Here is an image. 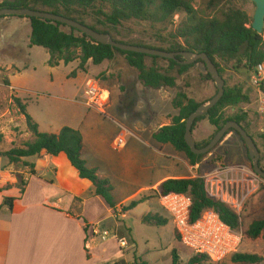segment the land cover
<instances>
[{
	"label": "rangeland",
	"instance_id": "374dc122",
	"mask_svg": "<svg viewBox=\"0 0 264 264\" xmlns=\"http://www.w3.org/2000/svg\"><path fill=\"white\" fill-rule=\"evenodd\" d=\"M208 1H193L199 15L220 17L221 11L235 8L243 11L252 21L255 6L249 0H220L214 10L208 8ZM184 20L185 15L178 14L174 16L172 25L129 21L118 26L112 36L120 41L141 42L147 46L165 48L167 46L164 41L169 40L170 35ZM0 29L3 36V41L0 39V154L21 148L26 142L33 140L26 128L20 105L38 125L40 133L57 134L62 128L69 127L85 130L91 138L96 133L93 138L101 136L94 141L98 143L104 159L101 172L112 174L116 188L123 194L148 186L166 173L181 174V166L172 157L177 155L173 148H161L151 140L148 132L171 123L172 115L177 113L171 105V99L177 92H184L203 103L214 95V83L203 78L207 73L204 65L195 64L181 76L172 72L171 75L176 78V87L173 89L149 90L142 86L137 72L128 67L124 57L119 54L101 65L95 66L88 62L85 71L79 68V60L67 64L61 62L56 67H50L48 52L29 44L31 30L28 20L8 16L0 20ZM76 53L79 54V51ZM146 63L150 65V61ZM159 66L164 67L166 63L159 61ZM221 68L225 87L240 86L250 97V103L226 109L223 114L225 117L239 112L247 114V130L259 150V165L264 170V117L256 109V89L251 86L249 75L236 68L233 63H222ZM89 79L95 80L108 92L109 100L103 108L104 114L83 104V90ZM118 126L127 132H136L139 141L131 137L128 139L130 146L121 151L113 150L112 142ZM232 134L238 137L235 133ZM193 135L196 140L200 138L203 127L200 126L199 132ZM219 143L203 158L201 165L204 168L207 166L210 169L216 162H222L215 156L221 145ZM244 151L248 169L252 170L245 148ZM234 159L235 155L232 157ZM29 164L30 162L23 160L11 164L7 158L0 156V203L4 198L13 196L16 189L18 192L23 189L30 173ZM118 172L124 173L122 179ZM200 175L195 174V178ZM138 196L137 200L145 201L132 209L124 221L131 234L125 226L116 225L118 221L109 223L104 229L109 232V236L116 237L117 245L120 241L126 243L125 247L119 249L122 259L113 264H172L173 249H176V264H188L192 255L177 242L169 215L161 208L156 195L146 191ZM250 201L258 203L257 206L249 209ZM121 210L119 212L123 215ZM147 214L167 218L168 224L163 227L144 225L141 217ZM240 216L243 231L251 220L264 219V188L249 199ZM118 219L115 215V220ZM131 237L136 246L131 243ZM238 252L257 255L262 258L258 264H264L262 239L253 241L244 237ZM200 264L233 263L229 257L218 263L203 260Z\"/></svg>",
	"mask_w": 264,
	"mask_h": 264
},
{
	"label": "trees",
	"instance_id": "16d2710c",
	"mask_svg": "<svg viewBox=\"0 0 264 264\" xmlns=\"http://www.w3.org/2000/svg\"><path fill=\"white\" fill-rule=\"evenodd\" d=\"M193 1L3 0L0 2V9L28 8L54 13L84 24L98 33L109 34L114 41L123 44L166 52L204 53L214 63L220 75L223 74L222 63H233L236 68L244 70L249 75L250 80L257 65L264 63V30L262 34L258 35L251 28V19L240 9L228 8L226 11L220 12V17L201 16L194 8ZM218 1L220 0H209L208 8L214 10ZM178 14H184L185 20L179 23L175 32L170 35L169 40L164 41L167 46L165 48L147 46L141 42L120 41L112 36V32H115L116 28L125 22L137 21L153 25H172L174 16ZM4 18L6 17H2L0 20ZM17 18L25 19L22 17ZM26 20H28L31 30L29 36L30 46L41 47L48 52L50 56L48 65L50 67H56L61 62L67 64L79 60V68L85 71L88 62L95 66L101 65L104 61L113 60L115 55L119 54L124 57L128 67L137 72V78L145 89L160 90L176 87V78L171 75L172 72L175 71L177 76H181L195 64L204 65L202 61H197L191 65H183L180 63L183 61L181 57H177V60L173 61L119 51L109 46L97 44L77 30L60 23L35 18ZM76 51H79V54ZM147 61H150L149 66L146 63ZM159 61L165 62L166 66H159ZM203 78L212 81L208 73ZM261 90L264 92L263 84ZM202 103L189 98L184 92H177L171 100V105L177 112L176 115L171 118L169 125L162 126L152 133L154 141L161 145L173 147L176 152L186 157L191 166L201 164L206 154L194 155L185 144V122L188 116ZM248 103H250V97L242 87H225L220 101L205 115L198 117L192 125L193 131L198 123L207 121L214 128L211 137L203 141L202 144L196 143V146L198 148L206 146L215 133L229 121L238 123L248 133L246 113L239 112L229 117H225L223 114L226 109H235ZM19 107L25 118L26 128L33 136V140L26 142L21 148L11 149L0 154V156L7 158L13 164L26 158L38 156L42 152L52 157L64 154L78 176L92 184L94 195L101 197L109 208L114 209L116 203L114 202L112 185L107 179L98 176L95 169L89 168L83 159L81 133L69 127L62 128L57 134L40 133L38 125L26 113L24 107L20 105ZM230 132L238 136L246 149L243 140L234 130L227 131L224 137ZM248 135L250 134L248 133ZM250 137L253 139L251 135ZM28 166L30 167V174L35 175L34 166L32 164ZM19 193L21 196L23 189ZM170 193L182 194L191 198L190 222L197 220L205 211L213 210L222 223L234 231H242L243 238L253 241L264 240V219L253 220L243 231L239 216L228 205L210 197L206 193L204 183L200 178L166 179L158 186L154 194L158 198ZM15 200L16 198L13 197L4 198L2 204H0V211L5 209L10 212ZM143 201L145 200L131 201L122 211H130ZM141 223L148 226L163 227L168 224V219H162L157 214H147L141 218ZM173 231L177 242L181 244L178 233L175 230ZM131 243L134 245L133 240ZM175 250L173 249L171 253L172 264L177 262ZM188 253L192 255L188 260V264H200L203 260L208 261L203 255H195L189 250ZM230 261L233 264H258L262 261V258L253 254L236 252L230 256Z\"/></svg>",
	"mask_w": 264,
	"mask_h": 264
},
{
	"label": "crops",
	"instance_id": "0c3cea01",
	"mask_svg": "<svg viewBox=\"0 0 264 264\" xmlns=\"http://www.w3.org/2000/svg\"><path fill=\"white\" fill-rule=\"evenodd\" d=\"M0 39L3 41L1 29ZM187 96L192 98L188 94ZM197 125L192 135L199 132L200 126L203 127V135L197 140L193 135L196 143L211 137L214 128L207 121ZM78 131L83 138V159L89 168L95 169L98 176L107 179L112 185L115 208H109L101 197L94 195L92 184L78 176L64 154L52 157L42 152L38 156L23 159L34 166L35 175L30 173L27 175L21 196L17 189L11 196L16 198L12 210L0 211V264H113L122 259L116 237L94 236L93 228L104 230L109 223L118 221L116 225L120 224L130 230L124 221L129 217L131 210L123 211L122 215L119 214L121 207L136 201L138 195L143 192L155 193L158 186L166 179L195 178V174L208 173L219 163L216 162L210 169L207 166L205 169L201 164L191 166L183 154L173 149L177 155L172 157L178 166H181V174L166 173L148 186L123 194L116 188L112 174L101 172L104 159L98 143L94 142L101 136L93 138L96 133L91 138L87 131L82 129ZM153 132H148V136L159 144L152 138ZM131 137L138 141L140 139L136 132L130 133L129 138ZM220 143L215 156L221 159V164L231 168H248L246 153L238 137L230 132ZM127 144V147L130 146L128 140ZM159 145L161 148L170 146ZM233 155L236 158L234 160H232ZM117 174L121 179L124 177L123 172ZM234 178L236 179L237 176ZM2 202L3 200L0 204ZM257 204L250 201L249 209L255 208ZM115 215L118 216V220H115Z\"/></svg>",
	"mask_w": 264,
	"mask_h": 264
},
{
	"label": "built area",
	"instance_id": "2783aa9c",
	"mask_svg": "<svg viewBox=\"0 0 264 264\" xmlns=\"http://www.w3.org/2000/svg\"><path fill=\"white\" fill-rule=\"evenodd\" d=\"M264 63L257 65L250 77V84L256 89V109L264 117ZM83 104L104 114L103 108L109 100L107 90L95 80H87L83 90ZM130 133L121 126L113 139L115 151L124 149ZM234 176H237L235 179ZM204 183L206 193L215 200L228 205L241 222V211L251 197L264 188V179L253 170L244 167H227L218 163L214 169L199 176ZM161 208L168 213L174 230L178 233L181 244L195 255H203L211 263H218L238 252L242 243V231H234L222 223L213 210L205 211L194 222L189 221L191 198L182 194L170 193L158 197ZM119 214H121L119 212ZM94 236L106 238L109 232L98 228L92 230ZM124 241L119 242L120 248L125 247Z\"/></svg>",
	"mask_w": 264,
	"mask_h": 264
},
{
	"label": "water",
	"instance_id": "95a60500",
	"mask_svg": "<svg viewBox=\"0 0 264 264\" xmlns=\"http://www.w3.org/2000/svg\"><path fill=\"white\" fill-rule=\"evenodd\" d=\"M255 6V10L252 16L251 28L258 34H262L264 30V0H249ZM14 16L22 17L25 19H41L60 23L68 28H72L90 38L97 44L105 45L124 52H132L137 54H143L148 56L159 57L162 59H168L176 61L177 57L183 58L180 62L183 65H191L197 61H202L207 73L212 79L215 85L216 93L206 102L200 104L194 112H192L185 122L184 142L194 155H204L209 153L225 136L229 130H234L238 133L244 142L247 150L248 159L251 162L253 172L259 177L264 179V170L259 165L260 153L254 142V140L248 135V133L242 128L241 125L234 121L227 122L221 129H219L210 142L202 147L198 148L192 135V125L194 121L203 115H205L210 109H212L223 97L225 82L222 76L219 74L214 63L204 53L193 52H166L157 49H151L147 47H139L135 45H128L116 42L109 34L98 33L88 26L81 24L77 21L68 19L66 17L43 11L32 10L28 8H3L0 9V18Z\"/></svg>",
	"mask_w": 264,
	"mask_h": 264
}]
</instances>
